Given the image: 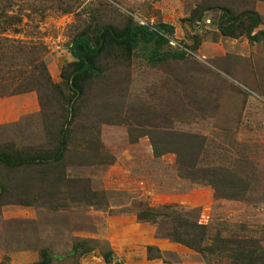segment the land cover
<instances>
[{"label": "rangeland", "instance_id": "374dc122", "mask_svg": "<svg viewBox=\"0 0 264 264\" xmlns=\"http://www.w3.org/2000/svg\"><path fill=\"white\" fill-rule=\"evenodd\" d=\"M0 9V23L20 22L11 39L40 47L53 85L0 96V154L58 152L66 140L46 167L0 163V264H35L44 251L52 264H233L170 239L177 216L205 226L208 245L240 242L248 264H264V0H0ZM222 9L259 16L260 42L222 35ZM130 22L172 26L161 52L186 57L152 66L140 49L116 52L76 97L66 80L73 40ZM198 175L208 182L189 178ZM146 207L173 217L140 222Z\"/></svg>", "mask_w": 264, "mask_h": 264}, {"label": "trees", "instance_id": "16d2710c", "mask_svg": "<svg viewBox=\"0 0 264 264\" xmlns=\"http://www.w3.org/2000/svg\"><path fill=\"white\" fill-rule=\"evenodd\" d=\"M5 10L0 9V11ZM18 24L20 22L14 17L7 18L0 23V96L24 94L28 91L37 90V87L39 88L37 92H41L47 87H53L48 78L42 54L38 49L40 47L34 43L26 44L9 37L8 34L10 33L20 34L21 31L17 28ZM261 24L262 20L255 13L246 12L234 15L228 9H222L219 30L226 37L238 38L246 35L251 42L255 43L260 42V39L259 35L254 36L253 33ZM173 35V27L166 24H160L156 27L134 22H130L122 30H118L113 26H105L95 35L88 32L77 35L70 49V53L76 62L72 71L66 76L70 91L78 98L83 97L84 85L88 81L99 78L103 72L101 60L116 52L131 55V53L140 49L144 52L143 56L147 63L152 66H157L169 60L185 58L187 55L185 52H161L163 47L170 45ZM31 80L33 81L29 83L30 85L26 84ZM61 144V150L58 152L24 153L19 151L15 154L1 153L0 163L11 169L46 167L51 162H59L63 158L66 145L65 136L62 137ZM189 178L198 179L201 182H208L209 180L208 175H198L196 179L192 176H189ZM171 210V207L162 209L146 207L137 214V219L140 222L153 223V225L158 220L167 222L173 217V215L171 217V214L168 215ZM181 219L179 216L174 219L176 227L169 234L170 239L204 255L224 253L227 254L233 264H248L245 244L227 240L226 242L214 241L212 245H208V231L205 226L200 224L188 225L187 222ZM149 250L151 251L150 248ZM86 252H90V250L87 249ZM254 254L256 255L255 251ZM254 259L252 256V260ZM106 261H110V258H107ZM35 264H52L49 252H42L40 261Z\"/></svg>", "mask_w": 264, "mask_h": 264}]
</instances>
